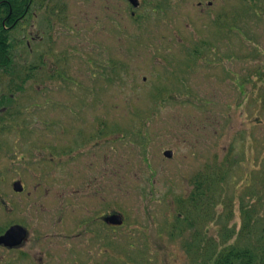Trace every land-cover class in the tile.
Instances as JSON below:
<instances>
[{
  "label": "rangeland",
  "instance_id": "rangeland-1",
  "mask_svg": "<svg viewBox=\"0 0 264 264\" xmlns=\"http://www.w3.org/2000/svg\"><path fill=\"white\" fill-rule=\"evenodd\" d=\"M156 1L44 0L19 35L15 61L38 69L0 121V235L23 226L19 253L36 262L68 245L52 238L59 216L108 208L125 221L114 260L213 264L229 246L254 250L243 226L264 221V0ZM221 14L236 30L213 24ZM195 175L207 195L193 207ZM15 254L0 264H32Z\"/></svg>",
  "mask_w": 264,
  "mask_h": 264
},
{
  "label": "trees",
  "instance_id": "trees-1",
  "mask_svg": "<svg viewBox=\"0 0 264 264\" xmlns=\"http://www.w3.org/2000/svg\"><path fill=\"white\" fill-rule=\"evenodd\" d=\"M44 0H0V76H2L3 82H0L2 89H6L5 93L0 94V121L3 120L2 114L8 115L6 113L7 106L13 103V98L18 94L24 86L27 85L28 81H31V78L34 77L35 66L26 65L22 62V65L19 64L21 61L16 57V46L21 47V44L25 41L24 37L20 38V33L25 29V25H28L31 21L32 13L41 8ZM38 6V7H37ZM48 13V11H47ZM56 11H50V16L55 14ZM48 15V14H47ZM230 19V18H229ZM227 19L226 14H221L216 19H214L213 24L215 26H223L227 29V26L234 28L236 30L237 21L239 18L237 16H232L231 19ZM47 20V19H46ZM48 23V21H47ZM224 23V24H223ZM233 23V24H232ZM30 25V24H29ZM202 44V45H201ZM196 45L191 50H187V54L196 57L198 52L204 45H209L201 43ZM27 45L23 46L27 51ZM3 112V113H2ZM3 124L0 122V130ZM100 126V124H99ZM103 131L99 130V127L93 132L96 136H100ZM90 137H85L77 143H82L84 140ZM199 175H195L191 183H193L194 188L190 197L183 201L182 204L187 205L191 202L193 207L199 205V201L204 198L206 194V189H203V183L200 182ZM187 211H185L186 213ZM241 213L244 217V225L249 222L251 216L248 215V210L241 207ZM179 214V213H178ZM245 214V216H244ZM258 216L256 211V205L254 204V221H257L256 217ZM185 214L180 213L177 217V220L184 222ZM264 220V218H263ZM190 221V220H189ZM193 223V220L190 221ZM263 226L257 227L258 232L256 231V226L254 225V234L251 233L252 228L248 223L244 227V238H250L254 236V250L252 248L243 246L241 248L229 246L223 250L220 254L213 258V264H264V221ZM192 223H188L190 226ZM254 223V222H253ZM255 224V223H254ZM251 233L250 237L249 234ZM193 237L197 235L192 234Z\"/></svg>",
  "mask_w": 264,
  "mask_h": 264
},
{
  "label": "flooded vegetation",
  "instance_id": "flooded-vegetation-1",
  "mask_svg": "<svg viewBox=\"0 0 264 264\" xmlns=\"http://www.w3.org/2000/svg\"><path fill=\"white\" fill-rule=\"evenodd\" d=\"M143 2L144 0H135L136 6L133 7L129 0H124V3L127 4L125 9H142L144 6ZM158 2L159 1L155 2V0H148L147 4L153 9H157ZM112 3H114L113 0ZM114 7L108 4L104 6V9H114ZM117 9H121V7H117ZM130 15L134 17V12H131ZM88 140L90 141V139ZM69 146L72 147L70 150H75L78 148L79 144L77 142H73ZM67 151L69 150L66 148L62 150L64 156H66L65 154ZM65 188L66 183L64 184L63 192ZM115 215L121 218V223L119 225H113L109 221L110 217ZM81 217L82 218L77 219L74 215L70 216V214H68L67 217L59 216L55 222L62 224L61 231L59 232L63 231V234H56L54 232L55 229H50L48 232H54L52 238L55 240V244L64 242L66 244L68 243V245H60L61 248L58 247L57 250L51 248L50 251L42 252V256L37 259V262L34 260L32 255L19 253V251H21L28 243L29 233L27 229L26 239L19 246L11 249L0 246V251L6 253L12 252L13 254L16 253V260H30L29 262L32 264H129L123 260H114L115 249L113 247L112 240L116 234V229L123 227L125 224L124 218L120 214L115 213L113 210L108 208L101 214H91L84 217L81 215ZM74 238H80L77 240L76 245L72 244V239ZM129 238L130 237H127V239H125L126 245L123 246L124 249L122 251L123 254H126L127 259H130L128 249L133 247L132 244H129ZM133 249L135 250L134 247ZM95 251L99 254L96 255ZM15 258L13 260H15Z\"/></svg>",
  "mask_w": 264,
  "mask_h": 264
},
{
  "label": "water",
  "instance_id": "water-1",
  "mask_svg": "<svg viewBox=\"0 0 264 264\" xmlns=\"http://www.w3.org/2000/svg\"><path fill=\"white\" fill-rule=\"evenodd\" d=\"M131 5L135 7V0H129ZM165 158H170L172 156L171 151H165L163 153ZM12 190L15 193H21L23 187L19 181L12 184ZM110 223L113 225H119L121 223V218L117 215L110 217ZM27 231L21 226L13 225L10 226L1 236H0V246L5 248H14L19 246L26 239Z\"/></svg>",
  "mask_w": 264,
  "mask_h": 264
}]
</instances>
